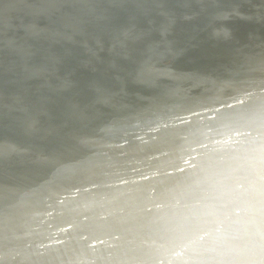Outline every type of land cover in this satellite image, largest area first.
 I'll use <instances>...</instances> for the list:
<instances>
[{
  "label": "bare ground",
  "instance_id": "bare-ground-1",
  "mask_svg": "<svg viewBox=\"0 0 264 264\" xmlns=\"http://www.w3.org/2000/svg\"><path fill=\"white\" fill-rule=\"evenodd\" d=\"M13 1L18 6L24 0ZM158 1L163 9L173 3ZM199 2L209 4H183ZM35 5L29 0L20 11L34 13ZM259 11L264 12V4L251 12L214 10L205 23L183 27L188 30L180 43L187 41L188 50L197 44L196 57L221 56L185 71L178 69L185 51L162 40L171 26L161 24L160 38L168 43L155 44L136 79L144 86L156 84L163 76L156 73L158 59L167 56L168 65L160 70L177 79L168 87L139 90L136 103L119 96L98 73L90 84L98 90L92 103L96 112L82 109L81 98L58 114L43 104L44 98L30 110L14 111L22 133L0 139V167L13 152H21L17 158L28 170L0 168V264H264V18ZM230 18L262 20L242 23L238 33L248 38L239 44ZM38 27L27 26L16 36L20 28L1 33L0 46L15 40L35 45H16L0 62L12 55L19 62L39 55L38 42L46 34ZM49 50H44L48 63L31 69L22 81L53 74L61 56L71 53ZM100 60L106 63V57ZM94 64L90 60L85 66ZM115 78L121 88L130 79L124 73ZM24 82L11 99H23ZM55 89L68 91L71 82ZM6 109L0 104V117ZM98 113L105 114L102 120ZM40 117L46 118L44 124ZM47 137L51 141L41 144ZM120 151L144 152L125 167L100 165L109 155L113 162L119 159ZM85 177L90 182L78 184ZM102 182L110 186L95 192Z\"/></svg>",
  "mask_w": 264,
  "mask_h": 264
},
{
  "label": "water",
  "instance_id": "water-1",
  "mask_svg": "<svg viewBox=\"0 0 264 264\" xmlns=\"http://www.w3.org/2000/svg\"><path fill=\"white\" fill-rule=\"evenodd\" d=\"M28 1H20V5L14 6L13 0H0V36L1 33L5 31L7 33L10 31V28L14 27L20 28L19 30L17 29V33L12 32L13 36H16L22 33L23 30H27V26H33V24L40 26L35 28L39 29L38 33L43 31L46 34L44 37L45 41L38 42L40 48L38 49L37 46V52L40 54L36 57L32 56L25 62H19L16 56L12 55L7 61L0 62L2 63L0 65V91L5 97L0 100V104L7 105L3 116L0 117V139L7 138L12 133H22V130H20L22 124L20 117L17 116L16 118L14 115L17 113L14 111L30 110L38 104L37 101L41 98L45 99L43 104L56 114L66 106V103L75 102L73 100L76 98H81L82 109L88 112H96L97 110L93 108L92 103L95 96L98 95V90L95 88L90 89V84L97 78L98 73L103 75L102 78L116 88V93L118 92L119 96H124L127 101L135 100V103L138 100L137 92L139 90L150 92V90L153 91L159 85L168 87L174 84L177 78L160 70L161 67H165V64L168 65L165 63L168 56L158 63L156 73L163 76L161 80L156 81V84L144 86L143 83L136 79L144 64L143 59L149 56L152 49L157 46L155 44H167L168 42L162 40H170L172 47L176 44L180 45L185 54L180 57L184 58V60L179 62L178 69L184 71L195 69L204 60L209 62V60H217L221 56L213 58L204 54L203 56L196 57L195 55L200 52L197 44L191 46V49L188 50L187 41L184 44L183 42L180 43L179 37L185 35L188 30L185 32L181 31L183 27L188 23H205L206 19L211 17L207 15L214 12V10H229L232 13L237 11L241 13L251 12L255 9L259 10L260 6L264 4V0H247L241 4L235 2V0H209V4L199 2L188 7L183 4L185 0H172L173 3L165 6L163 9L160 7L161 3L158 0H121L123 3L120 4H114L118 3V0H32L37 4L35 5L37 9L34 13L20 11L21 5L27 4ZM140 9H142L141 15L135 16V12L137 10L139 12ZM53 10H57V12L52 14ZM18 11L20 12L18 13ZM258 13H260L263 19L264 12L259 11ZM35 18L39 20H36V23H34ZM61 19L65 23H60ZM262 19L256 22V20L246 21L230 18L228 22L233 23L229 25L231 28L233 27L235 34H238V38H241V41L238 43L243 44V41H246L248 37L245 38L247 34L242 36L243 32L238 33V31H241L242 23H259ZM45 20H50V22L44 23ZM6 24H9L11 27ZM161 24L171 26L169 34L162 40L159 33ZM130 32L131 34H128ZM12 33L11 37H13ZM67 38H71L75 42L68 41ZM37 39L40 38L37 36ZM54 39H58L55 42L57 45L53 44ZM158 40L159 43H155ZM202 41H207V39ZM17 42L18 40H15L9 45L0 46V57L7 50L13 51L16 45H23L29 48L35 45L34 40ZM46 47H51L49 52L60 54L63 51H70L71 53L61 56L62 64L60 63L53 74L36 75L31 82L22 81L23 77H26L31 69L37 66L42 67L44 63H48L46 61L50 55H46L48 51L44 52ZM104 57H106V63L100 60ZM19 58L25 59L23 56H19ZM109 58H111V61L108 63L107 59L109 60ZM90 60L96 63L92 68L85 66L86 62ZM97 61L99 62L97 63ZM229 68H231V65ZM121 72L124 73V76L130 77L127 85H125L126 87L123 88L119 87L120 82L115 78L118 74H122ZM6 78V85H3V81ZM19 82H24L28 91L23 93V99L15 101L11 99V95ZM68 82H71L70 90H54V88L61 87ZM61 103H63V106H61ZM130 107L135 108L133 106ZM103 116L105 114L101 115L98 113V121L102 120ZM40 118L42 119V124H44L46 118ZM50 138L47 137L41 144L49 143L51 141ZM27 140L24 142H27ZM142 152L144 151H126L114 162L113 156L109 155L106 159L102 160L100 165L107 164L110 166L109 168L125 167L137 161V155ZM20 154L21 152H13L12 156L14 157H9L0 168H4L5 170L18 169V171L21 170L22 172L28 170L25 169V165L21 163V160L17 158ZM130 169L127 170V174L130 173ZM134 170L139 169L138 167H134L132 171ZM131 174L139 175V172ZM90 180L89 177H85L78 184H88ZM110 182H102V186H99L95 192L103 191V187L110 186ZM20 198L23 199V197ZM140 199H146L145 195ZM0 204L2 205V202ZM127 205H130V202L127 201Z\"/></svg>",
  "mask_w": 264,
  "mask_h": 264
},
{
  "label": "rangeland",
  "instance_id": "rangeland-1",
  "mask_svg": "<svg viewBox=\"0 0 264 264\" xmlns=\"http://www.w3.org/2000/svg\"><path fill=\"white\" fill-rule=\"evenodd\" d=\"M11 29H12V28H10V31H9V32H12L13 30H15V29L13 28L12 31H11ZM5 32H6V31H5ZM3 34H4V33H3ZM53 42H56V40L54 39ZM165 58H166V57H165ZM163 59H164V58H163ZM167 59H168V58H167ZM167 59H166V60H167ZM158 60L161 61L162 59H158ZM261 72L264 73V68L261 69ZM236 107H237V106H236ZM237 108H240V107L238 106ZM135 122H137L136 119L133 121V124H135ZM135 125H137V124H135ZM135 125H134V126H135ZM94 131H95V132H98L97 128H96ZM75 150H79V149H75ZM81 150H89V149H87V148H83V149H81ZM120 154H123V152L120 151ZM37 155L41 157L42 154H41V153H38ZM38 156H37V157H38ZM29 160H30V159H29ZM1 167H2V166H1ZM3 169H4V168H3ZM55 210H56V209H55ZM55 210H54V209H50L49 211H50V212H55ZM123 239H124V238H123ZM127 239H129V238H128V237H125V241H126ZM125 245H128V241H126ZM83 254H84V255H88L89 253H83ZM84 255H83V257H85ZM0 260H1V259H0ZM42 263H43V264H47V263L44 262V261H42ZM76 264H79V262L76 263Z\"/></svg>",
  "mask_w": 264,
  "mask_h": 264
}]
</instances>
